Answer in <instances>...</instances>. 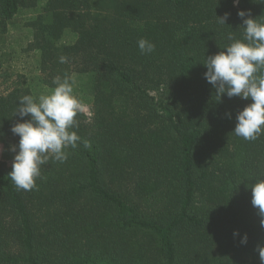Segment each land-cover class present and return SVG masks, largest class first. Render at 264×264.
<instances>
[{
	"label": "trees",
	"instance_id": "obj_1",
	"mask_svg": "<svg viewBox=\"0 0 264 264\" xmlns=\"http://www.w3.org/2000/svg\"><path fill=\"white\" fill-rule=\"evenodd\" d=\"M41 1L0 0V39L24 10L38 13L27 46L39 52L38 80L53 88L56 76H83L92 117L80 113L73 130L91 147L42 166L30 191L0 161V264H264L251 204L264 135L232 133L251 100L219 101L202 64L227 33L241 38L238 10L264 20V0ZM225 12L227 25L217 18ZM140 38L155 51L142 54ZM27 94L19 85L0 94V135L15 144Z\"/></svg>",
	"mask_w": 264,
	"mask_h": 264
},
{
	"label": "clouds",
	"instance_id": "obj_2",
	"mask_svg": "<svg viewBox=\"0 0 264 264\" xmlns=\"http://www.w3.org/2000/svg\"><path fill=\"white\" fill-rule=\"evenodd\" d=\"M239 0H233V6ZM242 20L243 32L237 38L233 32L227 33L228 44L221 51L205 56L202 63L206 72L204 78L215 89L220 101L223 95L228 98L239 97L251 100L236 114V136L246 141H255L264 135V20L251 18L250 10H238ZM230 13L217 17L218 22L227 25ZM142 54L155 51V44L140 38L137 41ZM60 63H66L67 57L60 56ZM54 87L34 96L23 95L19 98L14 116L20 120L13 124L11 132L19 136L18 144L10 146L15 155L12 170L8 173L17 190L30 191L36 187V179L41 177V168L49 161L64 163L68 159L69 147L76 149L79 144L90 148L91 143L82 139L74 128H78L76 117L83 112V102L74 94V81L67 75L56 76ZM225 116L232 118L231 112ZM27 118V119H25ZM251 204L258 209L260 226L264 228V177L256 179L251 185ZM239 236V231L233 232ZM245 233L240 239L246 244ZM259 256L264 262V247H259Z\"/></svg>",
	"mask_w": 264,
	"mask_h": 264
},
{
	"label": "rangeland",
	"instance_id": "obj_3",
	"mask_svg": "<svg viewBox=\"0 0 264 264\" xmlns=\"http://www.w3.org/2000/svg\"><path fill=\"white\" fill-rule=\"evenodd\" d=\"M42 4L43 1L39 0L36 6L39 8ZM25 11L20 14L14 24L8 27L7 34L0 39V44L4 45L0 50V94H6L16 85L21 88L28 87L34 96L51 89L38 80L39 52L36 49H27L28 44L33 40L32 21L38 13L27 11L25 13ZM71 39L68 36L63 40L69 42ZM71 80L74 81V94L84 104V110L81 113L86 121H89L92 117L91 105L79 89L84 78L77 73H72ZM150 94L153 95L154 92ZM13 144H15L14 139L0 135V161L12 163L15 154L10 151V146Z\"/></svg>",
	"mask_w": 264,
	"mask_h": 264
}]
</instances>
